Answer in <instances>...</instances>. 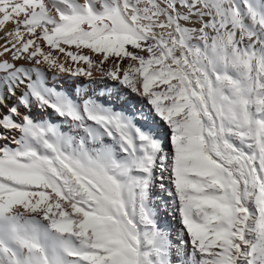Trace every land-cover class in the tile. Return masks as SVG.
<instances>
[{
  "label": "bare ground",
  "instance_id": "obj_1",
  "mask_svg": "<svg viewBox=\"0 0 264 264\" xmlns=\"http://www.w3.org/2000/svg\"><path fill=\"white\" fill-rule=\"evenodd\" d=\"M0 264H264V0H0Z\"/></svg>",
  "mask_w": 264,
  "mask_h": 264
},
{
  "label": "rangeland",
  "instance_id": "obj_2",
  "mask_svg": "<svg viewBox=\"0 0 264 264\" xmlns=\"http://www.w3.org/2000/svg\"><path fill=\"white\" fill-rule=\"evenodd\" d=\"M166 116H168V115H166ZM166 134H168V132L166 133ZM171 142V139H170V136H169V134L166 136V138H165V144L167 145V144H169Z\"/></svg>",
  "mask_w": 264,
  "mask_h": 264
}]
</instances>
